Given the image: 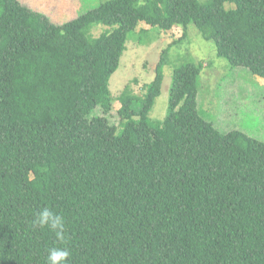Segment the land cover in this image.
<instances>
[{
  "label": "trees",
  "instance_id": "trees-1",
  "mask_svg": "<svg viewBox=\"0 0 264 264\" xmlns=\"http://www.w3.org/2000/svg\"><path fill=\"white\" fill-rule=\"evenodd\" d=\"M140 23L180 27L178 42L194 25L264 79V0H108L62 25L0 0V264H46L54 247L67 264H264V141L200 114L203 62L174 70L154 121L166 49L111 123L109 82ZM44 208L63 241L34 224Z\"/></svg>",
  "mask_w": 264,
  "mask_h": 264
},
{
  "label": "rangeland",
  "instance_id": "rangeland-1",
  "mask_svg": "<svg viewBox=\"0 0 264 264\" xmlns=\"http://www.w3.org/2000/svg\"><path fill=\"white\" fill-rule=\"evenodd\" d=\"M19 1L48 17L53 24L62 25L108 0ZM107 30L109 27L98 25L91 30V35L99 37ZM142 30L147 31L146 34H141ZM182 35L183 29L177 26L169 32H158L140 23L129 38L119 69L109 82L114 97L111 123H119L120 103L116 98L127 85L134 93L142 95L144 86L155 77L162 52L167 49L162 92L150 112L152 120L162 121L167 114L174 70L190 62H203L197 98L200 114L222 133L238 130L264 141V79L219 58L214 42L203 39L194 25L189 27L188 37L178 42Z\"/></svg>",
  "mask_w": 264,
  "mask_h": 264
},
{
  "label": "clouds",
  "instance_id": "clouds-1",
  "mask_svg": "<svg viewBox=\"0 0 264 264\" xmlns=\"http://www.w3.org/2000/svg\"><path fill=\"white\" fill-rule=\"evenodd\" d=\"M34 224L44 228L47 227L55 231L57 239L64 240L65 224L62 216L53 213L50 209L44 208L41 210ZM49 255L47 256L46 264H67L69 251L65 248H51L48 250Z\"/></svg>",
  "mask_w": 264,
  "mask_h": 264
}]
</instances>
